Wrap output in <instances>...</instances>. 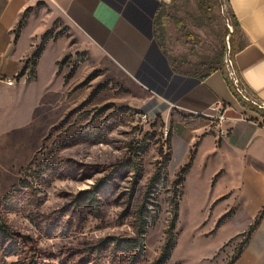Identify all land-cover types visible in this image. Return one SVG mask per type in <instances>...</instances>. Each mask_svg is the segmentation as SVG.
Wrapping results in <instances>:
<instances>
[{
    "label": "rangeland",
    "instance_id": "374dc122",
    "mask_svg": "<svg viewBox=\"0 0 264 264\" xmlns=\"http://www.w3.org/2000/svg\"><path fill=\"white\" fill-rule=\"evenodd\" d=\"M203 1L205 12L197 0H164L171 16L194 35L190 39L169 19L161 34L168 57L191 63L217 61L224 53L231 59L228 43H241V32L222 0ZM29 14L28 33L41 30L31 55L43 49L35 65L24 62L20 81L0 80V218L14 233L32 238L37 264H153L172 217L173 181L188 164L179 185L175 245L164 264L227 263L252 222L236 208L234 173L220 168L210 176L218 165L232 166L229 153H215L210 144L201 153L194 143L183 163L177 167L172 158L151 182L171 155L173 119L53 6L35 0L20 26ZM31 71L35 76L29 77ZM194 120L205 129L222 121L217 114ZM87 190L97 191V200ZM142 205L146 233L139 254L138 247L123 250L117 243L141 241L135 215ZM98 244L95 258L87 249ZM29 257L0 239V264H28Z\"/></svg>",
    "mask_w": 264,
    "mask_h": 264
},
{
    "label": "crops",
    "instance_id": "0c3cea01",
    "mask_svg": "<svg viewBox=\"0 0 264 264\" xmlns=\"http://www.w3.org/2000/svg\"><path fill=\"white\" fill-rule=\"evenodd\" d=\"M34 1L0 0V80L20 81L25 77L16 76L30 58L41 30L39 27L36 33H28L30 14L19 28L17 23ZM44 1L62 14L106 62L156 101L165 117L173 119L170 160L176 159L177 167L194 143L198 148L201 145V153L207 144L222 156L229 153L232 166L218 165L210 176L220 168L224 173L228 169L234 173L236 208L248 213L253 221L264 206V120L241 105L232 88L238 91L244 86L247 97L264 108V0H227L242 35L231 57L238 84L226 69V77L216 70L204 79L173 71L153 31L155 14L164 0ZM215 106L225 116L214 128L205 129L195 122L198 116L216 114ZM263 229L264 215L233 264H258L264 258Z\"/></svg>",
    "mask_w": 264,
    "mask_h": 264
},
{
    "label": "trees",
    "instance_id": "16d2710c",
    "mask_svg": "<svg viewBox=\"0 0 264 264\" xmlns=\"http://www.w3.org/2000/svg\"><path fill=\"white\" fill-rule=\"evenodd\" d=\"M197 1H198L199 9L203 10L205 12V10H207V6H206L205 2L203 0H197ZM219 1L221 2V0H219ZM229 16L231 18V22H232L234 30L235 29L240 30L239 24L237 23L236 19H234L232 17L230 12H229ZM23 18H24V15L22 16L21 20L18 22L19 26L21 25ZM171 18L174 21V23L176 24V26L180 30H182L184 33H186L190 39L194 40V35L187 31V28L185 27L182 19L174 18L171 16V14L167 11V4L164 1H161L160 5L157 9V12L155 14L154 22H153L154 38H155L158 46L162 50V52L167 57L168 62L170 64L171 68L173 69V71L176 73H180V74L194 76V77H197L199 79H204L210 73H212L216 70H219L226 77L225 66H224V53L221 54L220 59L217 61L203 60V61L191 62V63H185L181 60L170 58L166 55V53L164 52V50L162 48L161 34L163 32L165 24ZM232 34H233L232 31H229V30L227 31V35L229 36V38L232 37ZM228 44H229V48H230L229 49L230 54L234 55V53L236 52V46L232 42H229ZM42 49H43L42 47H38L36 49V51H34L32 53L30 58L25 62L26 66H27V63L29 60H32L33 65L36 64V61H37ZM24 74H25V67H23L19 71V73L16 76L17 79L19 77L23 76ZM33 76H35V72L31 71L29 77H33ZM232 90H233V93L235 94V96L237 97L238 101L241 103V105L246 106L249 109L253 110L254 112L257 113V115L262 120H264V109L260 105L255 104L252 100H250L246 96H243L241 93H239L234 88H232ZM170 141H171V139H170ZM169 160H170V155H166L164 157V161L161 162L157 166L156 172L153 174V176L150 179L151 182H154L157 180V178L159 176V170H161V172H162L163 168L166 166V164H168ZM187 169H188V164L182 166L179 169V171L176 173L175 180L173 181L174 190H173V197H172V217H171V220H170L168 227L166 229L165 241H164V243L161 247V250H160V252H159V254H158V256L155 259L153 264H164L165 261L170 257L171 250L175 245L174 229H175V222L177 220L178 203H179V198H180L179 185H180V183L183 179V175ZM94 188H96V187H94ZM86 192H88V193L91 192L92 193V195H90L91 199L97 200L94 197L96 195L97 191L95 192L93 190H87ZM263 215H264V206L259 210V212L255 216L254 220L247 227V230L245 232L244 239L242 241L240 248L232 255L230 260L225 264H233L235 262V260L239 257V255L242 251V246L247 243V241L250 238L251 233L255 230V228L259 224ZM135 217H136L135 220H136V227H137V236L140 238L141 241L137 243L136 238H133L130 241L127 239H123V240H120L117 244H120L121 249H123V250H127V249L129 250L130 248L138 247V249H139L138 252L140 254L143 250L142 238L144 237V234L146 233L145 218H144V206L143 205L139 207V209L136 212ZM0 239L5 240L9 244V246H11V247L24 248L27 251L28 255L30 256L28 259V264H37L38 250H37L36 244L34 243L32 238L29 236L22 237L16 233H14L13 231H11V229L8 227V225L1 218H0ZM131 243H133V244H131ZM101 249H102L101 245L98 244L97 246L89 247L87 249V253L96 258L98 253L101 252ZM10 254H13V253H10ZM137 258H138L137 255L133 254L131 256L130 260L132 263H134L138 260Z\"/></svg>",
    "mask_w": 264,
    "mask_h": 264
},
{
    "label": "built area",
    "instance_id": "2783aa9c",
    "mask_svg": "<svg viewBox=\"0 0 264 264\" xmlns=\"http://www.w3.org/2000/svg\"><path fill=\"white\" fill-rule=\"evenodd\" d=\"M222 7H223L224 10H227L228 11L229 8H228V1L227 0H222ZM224 66H225V69L227 70L229 76L234 81V83L235 84H238L239 81H238V78L235 76L233 67L231 65V59L229 61L227 59H224ZM12 82H13L12 79H7L6 80V83L7 84H11ZM238 92L241 93L243 96H246L247 97V94H248L247 93V89L244 86L239 87L238 88ZM258 105H260V104H258ZM213 109L216 111V114H217V116H218V118L220 120L224 119V112L221 111L220 107L215 106Z\"/></svg>",
    "mask_w": 264,
    "mask_h": 264
},
{
    "label": "water",
    "instance_id": "95a60500",
    "mask_svg": "<svg viewBox=\"0 0 264 264\" xmlns=\"http://www.w3.org/2000/svg\"><path fill=\"white\" fill-rule=\"evenodd\" d=\"M230 31H231V29H230Z\"/></svg>",
    "mask_w": 264,
    "mask_h": 264
}]
</instances>
